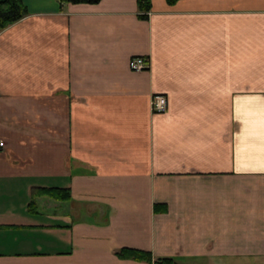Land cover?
Returning <instances> with one entry per match:
<instances>
[{
    "label": "crops",
    "instance_id": "1",
    "mask_svg": "<svg viewBox=\"0 0 264 264\" xmlns=\"http://www.w3.org/2000/svg\"><path fill=\"white\" fill-rule=\"evenodd\" d=\"M22 1L0 30V264H264V0H151L147 20Z\"/></svg>",
    "mask_w": 264,
    "mask_h": 264
},
{
    "label": "trees",
    "instance_id": "2",
    "mask_svg": "<svg viewBox=\"0 0 264 264\" xmlns=\"http://www.w3.org/2000/svg\"><path fill=\"white\" fill-rule=\"evenodd\" d=\"M60 4H88L96 5L101 0H58ZM178 0H166L168 5H173ZM138 9V18L140 20H147L148 12L151 8V0H136ZM28 14L27 8L22 0H0V30H4L10 25L20 21ZM36 192V191H35ZM34 192L36 195H45L55 200L67 201L70 200V193L67 190L61 189H44L40 192ZM30 211L33 210V203H30ZM158 211L165 212V208L158 207ZM116 256L121 260H132L138 262H146L151 264H176L171 258H163L153 260L150 252L133 250V249H121Z\"/></svg>",
    "mask_w": 264,
    "mask_h": 264
},
{
    "label": "built area",
    "instance_id": "3",
    "mask_svg": "<svg viewBox=\"0 0 264 264\" xmlns=\"http://www.w3.org/2000/svg\"><path fill=\"white\" fill-rule=\"evenodd\" d=\"M149 68V60L146 58H132L129 62V69L133 72L145 71ZM150 111L153 114H161L167 110V100L163 95H152L150 98ZM3 143L0 142V148Z\"/></svg>",
    "mask_w": 264,
    "mask_h": 264
}]
</instances>
